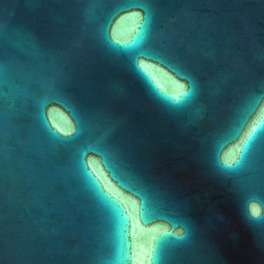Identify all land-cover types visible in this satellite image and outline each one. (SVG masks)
Masks as SVG:
<instances>
[{
  "label": "water",
  "instance_id": "95a60500",
  "mask_svg": "<svg viewBox=\"0 0 264 264\" xmlns=\"http://www.w3.org/2000/svg\"><path fill=\"white\" fill-rule=\"evenodd\" d=\"M120 3L138 7L116 47L114 0H0V264H264V137L237 166L217 160L250 104L264 125V0ZM137 16L145 37L128 49ZM137 49L179 75L154 73V92ZM41 109L66 118L61 135L79 120L80 140L48 132ZM85 145L148 211L131 196L112 218L76 163Z\"/></svg>",
  "mask_w": 264,
  "mask_h": 264
},
{
  "label": "snow or ice",
  "instance_id": "6c2138e0",
  "mask_svg": "<svg viewBox=\"0 0 264 264\" xmlns=\"http://www.w3.org/2000/svg\"><path fill=\"white\" fill-rule=\"evenodd\" d=\"M114 5H117L119 10L115 11L108 19H106L105 34L107 39L116 47H120V42L115 39V37L118 35L121 26L133 18L128 15L122 16L121 13H130L132 9L138 7V5L133 4L124 6L120 3V0H114ZM117 17H119V19H117ZM135 18L139 20V23L136 24L137 35L133 37L129 44L125 45V48L128 49H131L141 40H144L145 37L144 17L142 19L138 16ZM131 55L136 74L154 92L156 90L154 73L166 76L169 80H173V77L169 76V73L179 75L178 71L173 68L169 62L159 59L149 49H137L132 51ZM144 61L153 62L151 71L148 70ZM157 65H160V67H157ZM165 69H167V71H165ZM177 86L183 87L182 85ZM189 94L190 93L188 92L183 93V95ZM50 103H61L63 105L64 102L54 99L50 101ZM244 103L245 101H241V104ZM46 107L47 106L45 105V108ZM258 108H260L259 103L250 104V109L247 111L244 118L236 121L233 134L220 143L217 152L218 162L221 160L222 155L225 154V150H227L228 153L238 154V159L235 160L234 165H239L251 152L255 142L261 137H264V125L257 126L254 123L250 124V121L252 120V117L256 115V110ZM261 111H264V109H261ZM41 119L46 130L61 140L69 143H77L80 140L81 133L79 120L74 135H69L66 132L64 135H61V130L67 126L66 118H58L55 110L48 112L41 109ZM53 122L56 125H59V127L54 126ZM90 154L99 159L89 160L88 157ZM76 163L114 220L125 219L127 205L131 203V196L140 198V207L143 211L146 212L150 209L148 201L141 191L115 169L109 154L99 149L96 145L92 149H89L87 145H85L83 148V155H78L77 149ZM125 193H127V195Z\"/></svg>",
  "mask_w": 264,
  "mask_h": 264
}]
</instances>
